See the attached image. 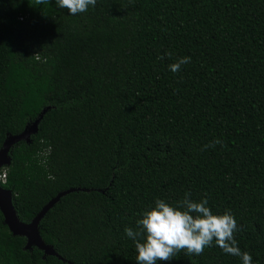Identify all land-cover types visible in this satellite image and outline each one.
<instances>
[{
    "label": "trees",
    "instance_id": "trees-1",
    "mask_svg": "<svg viewBox=\"0 0 264 264\" xmlns=\"http://www.w3.org/2000/svg\"><path fill=\"white\" fill-rule=\"evenodd\" d=\"M45 110L0 186L26 224L75 190L39 224L64 261L27 248L0 211V264H136L124 229L185 193L230 210L238 247L264 264V0H96L75 15L0 0V150ZM157 264L241 261L213 239Z\"/></svg>",
    "mask_w": 264,
    "mask_h": 264
},
{
    "label": "clouds",
    "instance_id": "clouds-1",
    "mask_svg": "<svg viewBox=\"0 0 264 264\" xmlns=\"http://www.w3.org/2000/svg\"><path fill=\"white\" fill-rule=\"evenodd\" d=\"M55 3L61 9L67 8L69 15H75L87 11L89 6L94 7L96 0H55ZM190 59L189 56L177 58L168 65L169 71H180ZM218 143L221 141L215 140L208 146ZM189 196L185 193L184 198L176 203L156 198L137 220L139 230L131 227L124 229L126 236L135 244L136 264L168 261L180 249L198 256L206 246L211 245L213 239L224 253L238 257L241 264H253L252 255L242 251L234 238L237 223L231 211L213 213L206 197L196 201Z\"/></svg>",
    "mask_w": 264,
    "mask_h": 264
},
{
    "label": "water",
    "instance_id": "water-1",
    "mask_svg": "<svg viewBox=\"0 0 264 264\" xmlns=\"http://www.w3.org/2000/svg\"><path fill=\"white\" fill-rule=\"evenodd\" d=\"M47 110H45L39 119L32 125L26 127L24 132L17 136H10L4 142L2 149L0 150V169L10 166L11 158L10 151L12 147L19 142L30 143L32 135H36L39 131V124ZM75 190H69L67 192L60 193L55 199H53L44 209L38 214V216L30 223L26 224L21 222L16 214L13 205V194L11 191L3 189L0 186V211L4 216V222L9 227L14 236H21L27 239V248L36 247L44 252L45 256H56L60 260H63L57 255L53 247L44 243L39 231V224L45 215L60 201L62 197L74 192ZM64 261V260H63Z\"/></svg>",
    "mask_w": 264,
    "mask_h": 264
},
{
    "label": "built area",
    "instance_id": "built-area-1",
    "mask_svg": "<svg viewBox=\"0 0 264 264\" xmlns=\"http://www.w3.org/2000/svg\"><path fill=\"white\" fill-rule=\"evenodd\" d=\"M5 179H6V174L0 175V180L5 181Z\"/></svg>",
    "mask_w": 264,
    "mask_h": 264
}]
</instances>
